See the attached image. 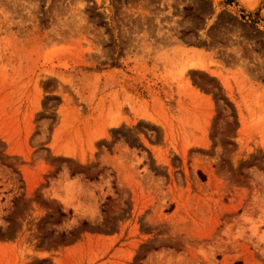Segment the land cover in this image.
Returning <instances> with one entry per match:
<instances>
[{
  "label": "rangeland",
  "instance_id": "obj_1",
  "mask_svg": "<svg viewBox=\"0 0 264 264\" xmlns=\"http://www.w3.org/2000/svg\"><path fill=\"white\" fill-rule=\"evenodd\" d=\"M0 264H264V0H0Z\"/></svg>",
  "mask_w": 264,
  "mask_h": 264
}]
</instances>
